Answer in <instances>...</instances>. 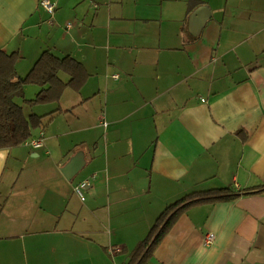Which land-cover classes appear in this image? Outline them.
<instances>
[{
    "label": "crops",
    "instance_id": "1",
    "mask_svg": "<svg viewBox=\"0 0 264 264\" xmlns=\"http://www.w3.org/2000/svg\"><path fill=\"white\" fill-rule=\"evenodd\" d=\"M39 1L0 0V51L18 54V75L47 49L118 78L30 109L42 147L0 149V264H125L183 195L264 185V0H51L52 16ZM150 264H264V190L189 208Z\"/></svg>",
    "mask_w": 264,
    "mask_h": 264
},
{
    "label": "trees",
    "instance_id": "2",
    "mask_svg": "<svg viewBox=\"0 0 264 264\" xmlns=\"http://www.w3.org/2000/svg\"><path fill=\"white\" fill-rule=\"evenodd\" d=\"M18 54L0 51V149L16 147L43 129L42 117L26 114L24 106L16 103L20 97L27 106L58 102L66 88L79 92L90 74L84 65L70 55L58 56L51 50H43L29 71L18 75ZM37 85L40 90L32 99L23 95L25 85ZM43 131V130H42ZM264 185L254 191H240L232 187L191 191L168 204L157 216L147 235L129 252L125 264H150L153 252L177 219L189 208L201 204H213L232 200L241 194L261 192Z\"/></svg>",
    "mask_w": 264,
    "mask_h": 264
},
{
    "label": "rangeland",
    "instance_id": "3",
    "mask_svg": "<svg viewBox=\"0 0 264 264\" xmlns=\"http://www.w3.org/2000/svg\"><path fill=\"white\" fill-rule=\"evenodd\" d=\"M238 1L239 0H230V6L229 7L233 11H238V9H239ZM164 4H166V3L164 2ZM94 32H95V29H94ZM100 56H101V61L105 60V52L104 51L101 52ZM91 65H92V67L94 69V66H96V63L94 64V60L91 61ZM101 71H102V68H99L98 72H96V70H94V72L91 73L89 83L81 91L82 95H84V93H90L91 91H94V89H97V88L103 90L102 84H104L106 81H109V79H106L105 77H110L112 74H116L117 73V72H115V73L109 72L110 69H107V71H105L104 76H103V72H101ZM105 74H106V76H105ZM30 85H31V88L33 89V91H35V92H33V91L25 92L24 96L27 97V98L33 97L34 93H36V91H38V89L40 88L37 85H33V84H30ZM77 98L79 100V94H77L72 89L67 88L62 93L61 99L59 101L60 106L61 107H65L70 102L73 103ZM96 100L98 102L99 98H97ZM42 106H45V107H42ZM57 106H58V104H56V103H52V104H48V105H39L38 104V105H35V106L32 105V106L24 107V110H25V113H27V112L30 111V109L33 110V111H41L42 109H46L47 110V108H54V107H57ZM95 106H99V105H96L95 103H90L88 105V110L92 111ZM84 111H85L84 108L79 109V112H84Z\"/></svg>",
    "mask_w": 264,
    "mask_h": 264
},
{
    "label": "built area",
    "instance_id": "4",
    "mask_svg": "<svg viewBox=\"0 0 264 264\" xmlns=\"http://www.w3.org/2000/svg\"><path fill=\"white\" fill-rule=\"evenodd\" d=\"M39 4L50 16L53 15L55 8H56V4L53 1H51V0H40ZM49 22H51V21H49ZM66 27L69 28L70 24L67 23ZM112 77L117 79L118 74L117 73L112 74ZM102 125L104 127L107 126V122L104 119L102 120ZM43 144H44V134H43V131L40 130L36 135H33V136L27 138L26 140H24L21 145L28 147L30 149H38V148L42 147ZM93 177H94V175H93ZM90 185H91V179H84L81 182H79L78 184H76L73 187V190H74L75 194L81 200H84L85 190L87 188H89ZM214 239H215V235L212 232H207L203 236V243H204V245H209L214 241Z\"/></svg>",
    "mask_w": 264,
    "mask_h": 264
},
{
    "label": "water",
    "instance_id": "5",
    "mask_svg": "<svg viewBox=\"0 0 264 264\" xmlns=\"http://www.w3.org/2000/svg\"><path fill=\"white\" fill-rule=\"evenodd\" d=\"M77 161L78 160L76 158L71 159L70 162L63 169V174L66 176V178L69 179L71 175L74 173V171L79 167Z\"/></svg>",
    "mask_w": 264,
    "mask_h": 264
}]
</instances>
